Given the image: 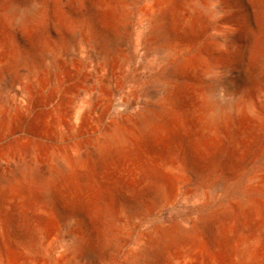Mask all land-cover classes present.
I'll use <instances>...</instances> for the list:
<instances>
[{
	"label": "rangeland",
	"instance_id": "obj_1",
	"mask_svg": "<svg viewBox=\"0 0 264 264\" xmlns=\"http://www.w3.org/2000/svg\"><path fill=\"white\" fill-rule=\"evenodd\" d=\"M79 3L93 9L73 22L79 56H62L71 39L52 38L46 20L49 56L34 60L27 44L21 62L0 63V264H146L147 248L152 264H241L243 238L261 240L250 264H264V198L241 203L264 164V133L241 154L238 132L208 131L185 97L159 111L155 63L134 45L101 57L89 23L100 8ZM174 226L184 230L152 244Z\"/></svg>",
	"mask_w": 264,
	"mask_h": 264
},
{
	"label": "bare ground",
	"instance_id": "obj_2",
	"mask_svg": "<svg viewBox=\"0 0 264 264\" xmlns=\"http://www.w3.org/2000/svg\"><path fill=\"white\" fill-rule=\"evenodd\" d=\"M79 1L0 0V63L21 62L25 56L16 49L27 44L34 60L49 56L40 42L46 20L52 38L71 39V53L63 48L62 56H79L80 30L73 22L93 10H80ZM90 1L100 8V15L90 14L89 23L96 39L93 48L101 57L118 56L120 45H134L136 58H151L157 66L153 82L160 103L155 108L168 111L185 97L188 110L200 107L208 131L219 128L227 133L232 128L238 132L234 147L241 154L263 136L264 0ZM99 20L105 22L107 35L101 34ZM119 27L122 37L116 33ZM129 58L127 53L125 59ZM136 116L143 123L152 119L148 107ZM220 184L225 187L234 182L223 177ZM249 195L264 198V164L244 186L241 203ZM183 230L175 226L164 230L152 244L161 246L171 234ZM261 250L257 238H243L236 246L241 264L257 261ZM144 253L146 264H152L151 249Z\"/></svg>",
	"mask_w": 264,
	"mask_h": 264
}]
</instances>
